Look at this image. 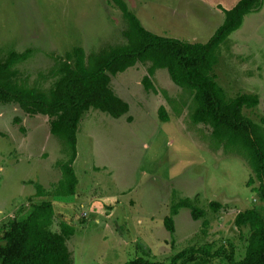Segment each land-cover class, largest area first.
I'll use <instances>...</instances> for the list:
<instances>
[{"label": "rangeland", "instance_id": "374dc122", "mask_svg": "<svg viewBox=\"0 0 264 264\" xmlns=\"http://www.w3.org/2000/svg\"><path fill=\"white\" fill-rule=\"evenodd\" d=\"M125 1L147 29L204 41L222 21L223 9L237 0ZM126 25L112 0H0V58L10 50L26 51L27 57L15 63L17 78L50 87L57 78L49 74L56 55L74 45L89 52L123 43ZM149 64L111 76L110 87L128 102L125 113L114 117L89 107L79 120L73 168L82 195L53 198L58 217L75 224L66 239L71 264H118L137 255L168 261L179 249L204 242L232 248L238 258L250 232L247 225L235 224V214L254 207L264 216V202L252 188L258 180L247 184L252 170L243 154L216 144L208 124L192 121L193 92L173 82L165 67L151 75L155 88H146L142 78ZM214 71L228 97L239 91L258 94L257 105L243 108V113L264 124V0L220 44ZM160 104L166 120L158 115ZM48 122V115L0 103V194H20L11 196L17 208L35 187L18 183L20 177L47 180V150L41 145L45 141L49 148L59 147ZM46 131L52 135L48 141ZM182 197L204 213L194 219L182 207L171 234L162 219ZM210 200L219 202L218 208ZM104 231L109 237L101 236Z\"/></svg>", "mask_w": 264, "mask_h": 264}, {"label": "trees", "instance_id": "16d2710c", "mask_svg": "<svg viewBox=\"0 0 264 264\" xmlns=\"http://www.w3.org/2000/svg\"><path fill=\"white\" fill-rule=\"evenodd\" d=\"M112 2L127 22L123 30L125 42L89 52L74 45L63 55H56L49 74L57 78L50 87L28 84L17 78L15 63L27 57L26 51L10 50L0 58V103L13 102L29 114L48 115L50 131L65 145L66 158L57 163L61 177L51 192L53 196L75 192L77 176L72 163L77 152V126L84 111L93 107L114 117L125 113L128 102L110 87L111 76L149 61L142 78L145 87L155 88L151 75L156 68L165 67L173 82L191 90L195 101L190 114L192 121L208 124L216 144L235 148L243 154L252 170L247 184L254 178L258 180V185L252 188L264 202V124L243 113V108L257 105L259 96L239 91L228 97L214 71L220 44L262 0H237L224 8L222 21L204 41H189L151 31L125 0ZM158 115L161 120L168 118L163 104L158 107ZM20 128L24 130L23 126ZM34 185L35 193L27 198L26 204L0 226V264H71L66 238L74 232V225L58 219L60 229L52 230L50 225L56 219L53 202L46 198L35 199V196L47 195L48 191L38 182ZM219 204L214 200L209 202L214 209ZM180 207L189 208L194 219L204 213L189 197L175 201L162 219L171 234L175 229L174 214ZM234 222L247 225L250 232L244 253L238 258L232 248L222 245L213 248L210 242H204L179 249L168 261L137 255L118 264H264V216L256 208L248 207L235 214ZM206 224L207 219H202V231Z\"/></svg>", "mask_w": 264, "mask_h": 264}, {"label": "crops", "instance_id": "0c3cea01", "mask_svg": "<svg viewBox=\"0 0 264 264\" xmlns=\"http://www.w3.org/2000/svg\"><path fill=\"white\" fill-rule=\"evenodd\" d=\"M228 8V7H227ZM37 114V113H35ZM42 114V113H40ZM46 115V114H45ZM48 125H49V122H48ZM49 128V127H48ZM38 129V128H37ZM50 130V129H49ZM51 132V131H50ZM52 133V132H51ZM53 134V133H52ZM56 136V135H55ZM52 137V135H50V133H48V131L45 132V138L44 139H47V141ZM58 137V136H57ZM59 138V137H58ZM56 138V140H58V144H59V147L58 146H52L51 148L48 147V143L44 141V144L41 145L40 148H44L45 150H47V156L46 157H43V160L47 161V167H48V177H47V180H41V182H38L37 180H34L33 178H28V179H25V178H19L18 180V183H20L21 185L23 184H32V186L34 185V182H38L40 183L43 188L48 191V194L47 195H43V196H35V199H41V198H46V199H50L52 202H53V206H54V210H55V213H56V219L51 223L50 225V228L52 230H55V231H58L60 228H59V224H58V219H62V220H65L63 218V216L58 217V214H57V210H56V207L54 205V202L55 200L53 198H55L53 196V194L51 193L52 190L54 189L55 187V184L56 182L58 181V179L61 177V169L59 167V165L57 164L58 161H61V160H64L66 158V152H65V146L64 144L61 142V139H58ZM52 139H55V138H52ZM51 139V140H52ZM45 146H47V148H45ZM52 148L56 149L58 151V153L55 154V152L52 150ZM16 154H19V153H16ZM55 155V156H54ZM77 155V154H76ZM76 157V156H75ZM75 159V158H74ZM74 161V160H73ZM73 165V163H72ZM51 172L53 173V176L51 177ZM76 174V173H75ZM77 176V174H76ZM21 180H24V182H22ZM79 182V178L77 176V183H76V186H75V192L72 194L73 196L75 197H80L82 195V190H81V184ZM25 185V186H26ZM79 185V186H78ZM22 188H20L21 190ZM35 193V187L32 188V190L30 191L29 194H24L25 197H26V201H27V198L32 196L33 194ZM10 194V196L8 195ZM6 193V194H3L1 196L0 194V226L5 224L9 218L14 215L16 212H17V208L16 206H14L15 202L13 201V199H11V196L12 195H20V194H16V193ZM47 196H52L50 198H47ZM37 197H41V198H37ZM57 200H60L58 198H56ZM26 204V203H25ZM11 206V208L9 210H7L9 207ZM111 207V206H110ZM182 207H180L178 209V211L181 209ZM112 211V210H110ZM14 212L13 214H10L9 213H12ZM178 213V212H177ZM83 214H87L85 211H83ZM177 214H174V225H175V229H176V222H175V216ZM2 218H5V219H2ZM106 219V218H105ZM82 224L85 223V220L81 219L79 220ZM96 221L99 222L98 220V217L96 216ZM70 223H73L72 221L69 220ZM74 225V232H75V224ZM116 225L118 226L117 228H119L120 232L122 233L123 232V227H122V224L119 223V222H116ZM175 229H174V232H175ZM74 232L72 234H74ZM173 232V233H174ZM71 234V235H72ZM71 235H69L66 239H68ZM103 238H106V237H109V235H106V232L104 231V233L101 235ZM67 244V243H66Z\"/></svg>", "mask_w": 264, "mask_h": 264}]
</instances>
